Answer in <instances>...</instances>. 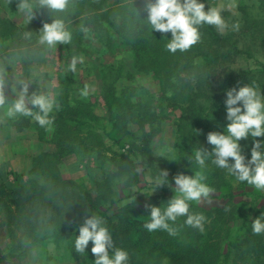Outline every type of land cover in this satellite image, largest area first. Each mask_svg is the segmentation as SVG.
Instances as JSON below:
<instances>
[{
    "label": "rangeland",
    "instance_id": "374dc122",
    "mask_svg": "<svg viewBox=\"0 0 264 264\" xmlns=\"http://www.w3.org/2000/svg\"><path fill=\"white\" fill-rule=\"evenodd\" d=\"M17 1L0 0V17L7 18L9 25H14V33L19 36L12 44L7 40H0V70L5 73L9 81V86L4 89L5 94L9 100L15 98L12 87L16 86L18 79L27 83L29 89L30 84L36 81L40 87V94L50 95L52 98L58 94L68 105L67 109L74 114L78 108L90 111L99 117L96 121L100 126L98 130L86 124L76 126L77 128L67 127L66 132L72 129L73 132L80 134L78 139L84 142L75 152L70 151L68 146L67 150L59 154V157L54 158V176L59 185L62 183L63 193H58V196L54 195L55 197L51 196V198L58 204L52 203V199L48 198L50 195L38 193V191H35L33 198L28 201L20 196V203H16L14 199L17 195L13 191L17 184H25L31 177L28 175L31 163L29 158H36L39 153L54 152L57 150L56 145L43 140L37 142L27 137H17L22 132L17 131L13 122L8 129L4 127L0 129V264H78L79 260L72 261L62 255L63 244L59 246L53 238H47L48 242L45 240L41 243L30 244V240L36 236L32 232L30 222L43 224L46 222V217L51 213H56L55 209L59 204L66 207L65 203L68 201H78L85 206L82 195L78 193H83L82 191L92 193L95 182L108 174L116 175L113 177L116 198L125 197L124 203H132L130 207L132 209H144L148 205L149 196L161 192L154 188L153 181L156 177L154 175L161 171L160 166L163 161L173 163L176 161L171 158L173 156L177 158L178 155L174 119L179 116V109L168 104V101L162 102L161 99L165 96H163L158 75L154 76L153 72L142 73L135 69L134 59L128 45L115 41L114 38L113 46L108 47L105 43L95 39V33L99 29L95 28V22H92L91 17L95 13L94 10H83L76 14L79 26H76V21L70 27L64 24L65 29L72 35L70 43H58L54 48H49L46 44L40 43V38L44 25L51 22L45 20L40 11L35 10L36 0H28L34 5L30 15L19 8L22 0ZM100 1L104 3L100 11H104L130 0ZM202 2L205 3L206 11L209 7L221 10L228 25L223 33L231 32L239 49H249L248 53L244 52L241 55L229 57L228 60H221L210 76L212 80L219 79L221 82L224 79L222 69L238 71L251 68L257 61L264 60L260 33L250 28L247 19L244 18L245 15L251 19L257 16L259 1L202 0ZM241 8L245 9L241 10ZM261 16H264V13ZM243 19L247 22L245 23ZM201 27L204 26H199V33ZM200 42L199 39L190 49L183 51L190 63L198 60L197 55H200L199 53L203 50L215 49L211 47L208 50L203 44L201 50L198 47V45L202 46ZM25 59L27 60L26 66L23 64ZM73 60L76 62L75 71L70 69ZM184 75H187L186 71ZM166 77L167 75H161L162 81ZM217 85L210 87L212 92ZM108 89L114 91L116 97L122 100L127 98L131 103L118 102L121 107L120 111L115 110V119L111 120L108 116L113 107L109 108L104 98V95L108 94ZM171 102L174 103V101ZM58 106L62 107L60 104ZM52 112H55V108ZM3 117H6L5 110L0 108V119ZM146 117L151 120H146ZM31 120H33L32 117ZM3 123L0 121V124ZM157 126H161V129L155 131L156 133L154 132L151 138H147L142 132L143 129L154 131L158 129ZM110 134L114 137L113 139L109 138ZM147 140L148 143H146ZM30 141H33V144ZM162 149H170V151L167 155L160 156L159 152ZM121 164L126 170L124 173L126 176L118 175ZM128 171L132 179L130 185L127 183ZM33 177L39 183L44 180L42 173L37 176L33 175ZM244 186L241 182L232 180L230 188H223L222 193H228V191L232 193L233 202L242 199L249 202L254 195L248 192L249 187ZM242 191L248 192V195H243ZM131 193L133 196L127 198L126 196ZM218 194V192H210V196L191 203L206 209L223 207L225 204L231 205L227 203V198L219 197ZM262 205H264L263 198H257L248 204L250 211L247 217L250 221L264 213L261 211L256 215V211ZM114 209L115 205H112V211L110 210L109 214L115 213ZM101 210H104V207H101ZM109 217L113 218L112 215ZM104 221L107 220L104 218ZM233 227L235 228V225ZM249 227L252 230L249 223L247 229L244 228L238 234L237 243L250 234ZM253 234L249 239L251 242L249 247L252 248L250 249L251 255L255 257L256 253L260 256L263 254L264 260V233L255 234L256 238H260L254 240ZM259 242L263 247L258 245ZM252 244L259 248L256 250Z\"/></svg>",
    "mask_w": 264,
    "mask_h": 264
},
{
    "label": "trees",
    "instance_id": "16d2710c",
    "mask_svg": "<svg viewBox=\"0 0 264 264\" xmlns=\"http://www.w3.org/2000/svg\"><path fill=\"white\" fill-rule=\"evenodd\" d=\"M257 1H259L257 16L251 19L248 18V15H245L244 18L247 19L250 28H254L255 31L260 33L264 52V16H261L264 13V0ZM147 3L148 0H130L120 6L109 7V9L100 11L104 4L100 0H68V6L65 10L53 11L45 6L42 0H36L35 2V10L40 11L45 20L51 23L60 20L63 24H67V27L74 24L77 13L79 14L83 10H94L95 13L91 17L92 22H95V28L99 29L95 33V39L105 43L108 47L113 46L114 38L115 41H121L123 44L128 45L134 59L135 69L142 73L153 72L154 76H159L163 96H165L161 100L162 102L168 101V104L178 108L179 116L174 119L178 142L176 161L173 163L165 160L160 166L161 171L166 170L168 172L169 183L157 188L161 191L160 193L149 196L148 205L144 209L133 207L134 210L130 208L132 203H124L125 197L116 198L114 196L116 192L113 188V177L116 175L108 174V176L95 182L92 193L89 194L85 191L78 193L80 196L82 195L85 206L78 201H68L65 203L66 207L59 204L55 209L56 213H51L50 216L46 217V222L43 224L30 222L32 232L36 235L33 240H30V244L41 243L45 240L48 242L49 239L47 238H53L59 246L63 244L62 255L68 257V259L72 261L79 260L78 264H94L95 257L90 251L91 242L88 245L87 252L83 254L75 251L74 244L76 236H78V227L83 224L87 216L95 214L107 220L105 226L112 235L115 247L123 249L127 253L129 252L127 264H261L264 262L263 254L260 252L262 254L260 256L259 253H256L253 257L250 252L252 248L249 247L251 243L249 239L253 233L251 227L248 228L250 234L247 237L245 236L240 243H237V241L238 234L244 228L247 229L249 223L252 226L254 221H250L247 217L250 211L248 204L257 198L264 199V192L255 191L254 186L241 182L242 185L244 184L250 188L248 192L254 196L249 202L244 201V199L233 202V194L229 191L228 193H222V189L230 188L231 181L236 179L230 176L226 169L218 168L212 164L211 158L206 162V168L204 169L205 183L212 189L211 192H218V196L227 198V203L231 205L225 204L223 207L206 209L189 202L190 214H201L205 217L203 231L187 225L185 223L186 216L178 217L175 222H168L174 230V234L159 229L149 232L144 227L145 223L150 221L151 206H161L163 208L176 194L173 178L181 173L194 175L195 171L200 170L191 157L197 148L211 151L212 146L206 140L207 134L212 131H226L224 129L228 123L224 106L226 90L247 85L254 87L260 94L264 95V60L257 61L255 66L251 68L238 71L227 68L222 69L224 70L222 71L224 79L221 82L219 79L214 81L210 78L214 68L221 60L225 61L229 57L249 52L248 48L239 49L237 47L231 32L219 33L214 26L203 25L204 27H201L200 30V43H202V46L198 45V47L202 50L203 44H205L208 50L211 47L215 49L211 51L203 50L199 53L200 55H197L198 60L190 63L187 60L186 53L179 50L176 53H171L167 50L166 43L168 39H171V32L161 33L154 30L152 33L150 31V27L146 22L147 11L145 5ZM90 7L93 9H89ZM245 19L243 21L246 23ZM7 21V18L2 19L0 17V40H7L12 44L19 36L14 33V25H9ZM76 26H79L78 21H76ZM26 61L25 59L23 62L25 66L27 65ZM185 71L187 75H184ZM161 75H167L164 81H162ZM216 84L218 85L212 92L210 87ZM39 90L40 87L36 81H33L30 84L29 92L40 94ZM107 93V95H104L106 105L109 108L113 107L110 116H108L111 120L115 119L114 111H120L121 107L118 102L131 103L127 98L122 100L116 97L115 92L110 89ZM53 99L56 102V107H54L55 112L50 114L52 120L50 127H41L37 121L31 120V117L19 115L14 118L6 116L0 119L2 123L4 121L3 124H0V129L3 127L8 129L11 122H13L12 124L15 125L17 131L22 132L17 137L52 142L57 147L54 152L39 153L36 158L31 159V167L28 172L31 177L27 183H19L13 190L17 195L14 199L16 203H20V196L28 201V199L33 198L35 191H38V193L50 195L48 198L52 199V203L58 204L51 198V196L55 197L54 195L58 196V193H63L62 183L59 185L54 176V158L59 157V154H62L68 146L70 151L75 152L84 142L82 139H78L80 134L73 132L72 129L70 132H66L67 127L74 126L73 128H77L76 126L86 124L88 127L98 130V126H100L97 122L99 117L90 111L78 108L74 114L67 109L68 105L58 94ZM171 101H174L175 104ZM58 104L62 105L63 108ZM149 119V117H146V120ZM115 122L117 121L115 120ZM157 127L158 129L153 131L154 128L151 125V128H153L151 131L143 129L142 132L147 138H151L156 133L155 131L161 129V126ZM87 132L91 133L90 131ZM109 138L113 139L114 137L110 134ZM148 142L147 140L146 143ZM240 143L244 154L250 158L252 138L241 140ZM39 173H42L44 177L42 183L37 182L33 177V175L37 176ZM124 173H126V170L121 164L118 175L121 176L120 174ZM124 175L126 176V174ZM127 176V183L130 185L132 179L129 171ZM248 192L242 194L248 195ZM132 196L133 193L128 194L126 197L130 198ZM41 201L43 200L41 199ZM112 205H115L114 210L116 212L109 214ZM101 207H104V210H101ZM247 207L248 209H246ZM261 211H264V205L258 208L256 215ZM109 215H112L113 218ZM230 224L233 225L230 226ZM253 235V240L260 238H256L255 234ZM252 245L256 250L259 248L254 244ZM258 245L262 246L260 242ZM3 256L7 257L6 255ZM17 256L21 257V255Z\"/></svg>",
    "mask_w": 264,
    "mask_h": 264
},
{
    "label": "clouds",
    "instance_id": "9594fccd",
    "mask_svg": "<svg viewBox=\"0 0 264 264\" xmlns=\"http://www.w3.org/2000/svg\"><path fill=\"white\" fill-rule=\"evenodd\" d=\"M42 3L53 11H63L68 6V0H42ZM33 4L22 0L19 8L31 14ZM147 11L146 22L150 31L161 33L171 32L166 48L171 53L178 50L183 52L190 49L200 39L198 31L201 25H213L223 33L228 25L222 16L221 10L209 7L205 10L202 0H148L145 5ZM71 32L66 30L60 20L45 24L40 38L41 44L54 48L58 43H70ZM75 71L76 62L70 65ZM9 86L5 73L0 70V108L5 110L8 118L16 116L32 117L41 127L51 126L50 114L56 107L55 100L46 94L29 92V85L18 79L12 87L15 98L9 100L4 89ZM224 106L226 131H212L207 134L206 140L211 145V151L197 148L191 159L200 169L194 175L178 174L174 180L175 195L165 207L151 206L150 221L144 227L149 231L167 230L174 234L169 221L175 222L178 217L186 216L185 223L203 231L205 217L201 214L189 213V202L200 201L210 195L212 189L205 183L204 169L206 162L211 158L212 164L226 169L230 176L239 182H246L254 186L258 192H264V95L252 86L230 88L225 92ZM252 138L250 158L244 154L241 140ZM170 149H162L160 156H165ZM173 156L171 160L175 161ZM168 172L162 170L155 177L154 188L168 184ZM254 234L264 233V213H261L253 222ZM91 253L95 257L94 264H127L128 253L115 247L112 235L105 226L103 217L91 214L78 227V236L75 239V251L87 252L89 243Z\"/></svg>",
    "mask_w": 264,
    "mask_h": 264
},
{
    "label": "crops",
    "instance_id": "0c3cea01",
    "mask_svg": "<svg viewBox=\"0 0 264 264\" xmlns=\"http://www.w3.org/2000/svg\"><path fill=\"white\" fill-rule=\"evenodd\" d=\"M33 140V139H32ZM32 144H33V141H30ZM37 142H39V141H37ZM30 156H28V158H29ZM33 157H30L29 158V160L31 161V159H32ZM30 167H31V163H30V165H29Z\"/></svg>",
    "mask_w": 264,
    "mask_h": 264
}]
</instances>
